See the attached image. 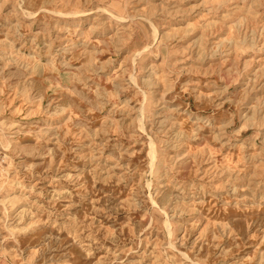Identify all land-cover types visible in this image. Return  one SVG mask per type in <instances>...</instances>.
<instances>
[{
    "label": "rangeland",
    "instance_id": "1",
    "mask_svg": "<svg viewBox=\"0 0 264 264\" xmlns=\"http://www.w3.org/2000/svg\"><path fill=\"white\" fill-rule=\"evenodd\" d=\"M0 264H264V0H0Z\"/></svg>",
    "mask_w": 264,
    "mask_h": 264
},
{
    "label": "bare ground",
    "instance_id": "2",
    "mask_svg": "<svg viewBox=\"0 0 264 264\" xmlns=\"http://www.w3.org/2000/svg\"><path fill=\"white\" fill-rule=\"evenodd\" d=\"M157 32V31H156ZM157 34V33H156ZM156 36V35H155ZM153 167V166H152Z\"/></svg>",
    "mask_w": 264,
    "mask_h": 264
}]
</instances>
